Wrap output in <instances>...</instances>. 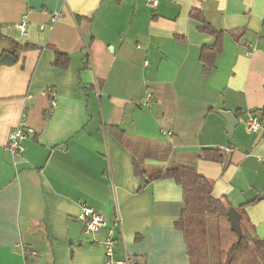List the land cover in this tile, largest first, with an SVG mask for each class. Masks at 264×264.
<instances>
[{
	"label": "crops",
	"instance_id": "crops-1",
	"mask_svg": "<svg viewBox=\"0 0 264 264\" xmlns=\"http://www.w3.org/2000/svg\"><path fill=\"white\" fill-rule=\"evenodd\" d=\"M157 1L0 0V36L31 45L0 65V264H105L97 240L115 219V259L192 264L174 226L181 187L146 182L134 158L147 171L193 164L211 196L241 214V230L264 240V0ZM192 10L223 32L209 71L200 52L215 37ZM7 48L1 41L0 56ZM56 50L66 67L53 64ZM218 111L237 120L231 136ZM248 116L258 132L247 131ZM17 125L24 150L12 157L5 145ZM219 148L231 150L225 169L222 157H199ZM82 205L105 219L96 239L75 219Z\"/></svg>",
	"mask_w": 264,
	"mask_h": 264
},
{
	"label": "trees",
	"instance_id": "trees-1",
	"mask_svg": "<svg viewBox=\"0 0 264 264\" xmlns=\"http://www.w3.org/2000/svg\"><path fill=\"white\" fill-rule=\"evenodd\" d=\"M190 16L201 23L198 27L199 31L215 37V43L202 47L200 52V60L204 64V69L209 71L213 67L215 56L221 51L223 32L216 30L206 22L199 11L192 10ZM1 41L7 42L6 52L15 58L31 47L29 44H19L4 36H0ZM53 64L66 67L68 56L56 50ZM199 157L208 161L222 162L218 149H203ZM140 161L137 158L133 159L134 172L141 176L145 175L146 182L171 178L181 187L184 206L174 226L185 236L192 264H258L257 258L264 260V240L252 241L242 230L238 236L230 229L227 217L229 205L226 198L214 199L211 196L210 181L199 175L193 164L178 162L147 171ZM203 230L207 233V245L209 246V250L207 249L205 253L203 245L200 244Z\"/></svg>",
	"mask_w": 264,
	"mask_h": 264
},
{
	"label": "built area",
	"instance_id": "built-area-1",
	"mask_svg": "<svg viewBox=\"0 0 264 264\" xmlns=\"http://www.w3.org/2000/svg\"><path fill=\"white\" fill-rule=\"evenodd\" d=\"M145 2L151 8H155L158 4L157 0H145ZM52 20H54V17L52 18ZM18 27L20 30L23 31L24 24L22 23L18 25ZM47 94L50 97V107L53 108V106L55 105V94L53 89L48 88ZM150 99L151 95L146 94L143 103L145 105H148ZM245 125L248 132H258L261 129V123L255 116H248L245 120ZM25 137V130L20 125H17L8 134L5 150L10 153L12 157L20 156L24 150L21 141ZM260 160L264 163V156L260 157ZM75 219L81 222L83 226V234L92 237L93 239H96V236L101 228L106 227L105 219L100 214L95 213L91 208L86 205H82L81 210L75 217ZM119 225V220L115 219L113 225L106 229L105 238L102 240H97V243L104 247L105 264H134V259L131 257L125 256L124 259H115L113 257V248L115 246L114 228ZM19 247L22 253L25 255H37L35 251L28 249L25 245L19 244Z\"/></svg>",
	"mask_w": 264,
	"mask_h": 264
},
{
	"label": "water",
	"instance_id": "water-1",
	"mask_svg": "<svg viewBox=\"0 0 264 264\" xmlns=\"http://www.w3.org/2000/svg\"><path fill=\"white\" fill-rule=\"evenodd\" d=\"M15 62V58L8 52L3 53L0 56V65L9 66ZM218 113L224 117L227 122L226 132L229 136L232 135L234 128L237 125V120L229 111H218ZM219 154L223 159V169H225L230 162L231 150L227 148H219ZM264 197V191L261 193L260 198ZM227 217L230 223V229L237 233L238 236L241 234L240 218L241 214L234 208H230L227 211Z\"/></svg>",
	"mask_w": 264,
	"mask_h": 264
},
{
	"label": "rangeland",
	"instance_id": "rangeland-1",
	"mask_svg": "<svg viewBox=\"0 0 264 264\" xmlns=\"http://www.w3.org/2000/svg\"><path fill=\"white\" fill-rule=\"evenodd\" d=\"M201 239H202V242L200 244H201V246L203 245V249H204L203 251L205 253L207 249L209 250V246L207 245V243H208L207 233L205 230H203V232H202V238Z\"/></svg>",
	"mask_w": 264,
	"mask_h": 264
}]
</instances>
